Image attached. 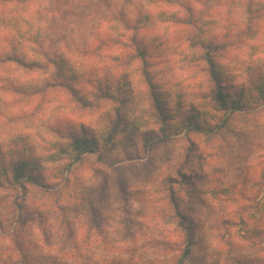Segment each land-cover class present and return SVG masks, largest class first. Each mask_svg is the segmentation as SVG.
<instances>
[{
  "label": "clouds",
  "instance_id": "1",
  "mask_svg": "<svg viewBox=\"0 0 264 264\" xmlns=\"http://www.w3.org/2000/svg\"><path fill=\"white\" fill-rule=\"evenodd\" d=\"M0 264H264V0H0Z\"/></svg>",
  "mask_w": 264,
  "mask_h": 264
}]
</instances>
